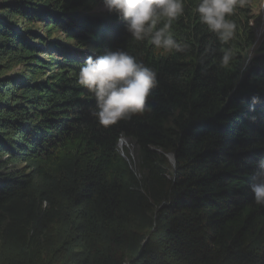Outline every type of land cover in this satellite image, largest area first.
<instances>
[{
    "label": "trees",
    "instance_id": "obj_1",
    "mask_svg": "<svg viewBox=\"0 0 264 264\" xmlns=\"http://www.w3.org/2000/svg\"><path fill=\"white\" fill-rule=\"evenodd\" d=\"M90 2H0V168L24 161L31 171L0 173V208L38 183L63 197L45 208L42 231L26 218L0 231V264H264V204L251 191L264 180V55L242 66L253 37L247 0L226 16L235 24L227 43L201 22L200 0H182L169 29L179 52L156 48L150 36L135 40L115 13L92 15ZM4 11L43 21L46 36L28 40L31 31L20 34ZM165 23L160 17L153 32ZM64 36L98 55L124 50L153 69L150 110L100 125L94 95L78 83L84 61ZM14 66L25 70L9 81ZM121 135L139 146L142 183L119 152ZM166 153L176 158L172 172Z\"/></svg>",
    "mask_w": 264,
    "mask_h": 264
},
{
    "label": "clouds",
    "instance_id": "obj_2",
    "mask_svg": "<svg viewBox=\"0 0 264 264\" xmlns=\"http://www.w3.org/2000/svg\"><path fill=\"white\" fill-rule=\"evenodd\" d=\"M238 0H200L197 12L210 31L227 43L234 35L235 24L226 19ZM243 4V0H239ZM105 9L125 22L128 33L138 41L150 36L151 44L165 50L183 51L169 31L171 21L183 14L182 0H103ZM160 17L168 23L153 32ZM79 70L78 83L88 89L96 100L93 114L100 125L108 127L133 115L150 110L147 103L152 89L158 85L156 72L124 50L88 54ZM73 56H75L73 54ZM79 58V57H77ZM230 60V49L221 58L222 66ZM258 98H253L257 103ZM257 204H264V180L251 184Z\"/></svg>",
    "mask_w": 264,
    "mask_h": 264
},
{
    "label": "rangeland",
    "instance_id": "obj_3",
    "mask_svg": "<svg viewBox=\"0 0 264 264\" xmlns=\"http://www.w3.org/2000/svg\"><path fill=\"white\" fill-rule=\"evenodd\" d=\"M2 1L4 0H0V2ZM90 1L91 2L89 4V8L92 10L91 14L95 16L105 17L107 10L104 7L103 0ZM245 6L250 9L249 12L251 14V17L253 18L251 19V24H249V26L253 28V37L251 44L248 45L247 48L243 51V67L250 63L254 57H260L264 55V0H247V4H245ZM10 13L11 12L9 11H4V15L1 16V18L4 21L8 22L11 26L16 28L17 31L22 35H25L24 28H28L31 31V35L27 37L28 40L32 42L38 41L37 38H33L36 37L38 34L43 37L46 36L44 30L45 25L43 21L28 23L24 21V19H21V17L11 16ZM101 22L105 23L106 21L104 20ZM53 39H55V37L49 38L48 41H51ZM60 39L65 40V36ZM65 41V46L69 50V54H74L81 60H84L89 57L88 54L91 53V48H86L82 46L77 48V45L73 42H68L67 40ZM42 46L43 47H41V49L43 50V52L55 51L54 48H48L46 44H42ZM54 54H57L56 57L60 59H63L64 57V54L60 51V49H57ZM45 58L48 57L45 56ZM4 62L5 61H3V59L0 57V64L5 65ZM24 70L25 69L21 66H14L13 68L8 70L7 74L3 76H9V81H12L18 78V76L21 75ZM7 87H10V85H8ZM118 149L124 159H126L130 164V168L133 174L136 176L138 181H140L139 183H142L146 172L143 171V169L140 167V151L136 141L133 140L131 137L122 135L118 141ZM165 155L168 159L166 167L170 170V172H172L175 168V155L173 153H166ZM6 164L8 165L6 166ZM6 164H1L2 166L0 168V173L11 172L14 169H18L19 173H26L28 177L31 175L30 170H25L22 167V165L25 164L24 161L15 162L11 160ZM52 194V192L47 193L46 190L43 189L38 183L35 185L32 195L30 197L23 198L22 200L19 199L20 201L15 200L6 205L5 207L0 208V231L4 230L12 222L18 221L22 223L23 219L25 218L31 219L33 222H35L36 229L38 231H42L43 227L41 226V221H43V212L47 205H49L51 202L56 206L60 207L63 200V197ZM45 198H48L49 200L47 201ZM147 209L148 217L154 221V219H156L155 211L157 210V204L153 201H149ZM15 215H17L18 219L15 218ZM1 234L2 233H0V235ZM138 235L139 233L136 231L135 236H133V239H137L139 237ZM148 238L149 236L145 239L144 243L148 240Z\"/></svg>",
    "mask_w": 264,
    "mask_h": 264
},
{
    "label": "bare ground",
    "instance_id": "obj_4",
    "mask_svg": "<svg viewBox=\"0 0 264 264\" xmlns=\"http://www.w3.org/2000/svg\"><path fill=\"white\" fill-rule=\"evenodd\" d=\"M61 60V59H60ZM122 136V135H121ZM133 142V141H132ZM135 144V143H134ZM127 145V144H126Z\"/></svg>",
    "mask_w": 264,
    "mask_h": 264
}]
</instances>
